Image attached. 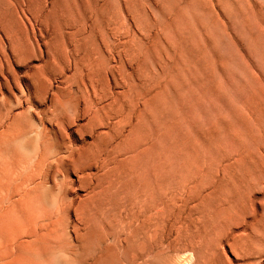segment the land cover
<instances>
[{"label": "rangeland", "instance_id": "obj_1", "mask_svg": "<svg viewBox=\"0 0 264 264\" xmlns=\"http://www.w3.org/2000/svg\"><path fill=\"white\" fill-rule=\"evenodd\" d=\"M80 1L0 0V62L23 107L7 101L9 87L5 85L0 94V119L5 121L9 111L21 110L26 119L23 132L5 141L0 150V264H156L171 254H191L194 264H264V249L257 245L264 239V164L252 167V188L246 184L228 188L217 199L219 215L211 214L209 204L198 205L213 223L207 248L198 240L195 220L187 227L190 218L183 212L132 216L122 210L119 217L96 218L88 226L74 220L80 227L76 230L68 224L71 213L74 218L71 210L64 218L62 237L39 243L21 229V222L15 234L5 231L3 212L14 204L22 210L19 202L27 197L33 209L54 213L71 197L78 201L86 195L87 188L78 183L79 173L65 172L61 166V161H68V147L56 143L61 136L65 140L61 128L73 136V129L82 125L85 130L74 136L73 146L87 144L92 149L98 132L110 126L129 128L127 122L107 118L87 124L94 104L104 105L111 98L108 91L124 89L119 80L117 88L104 87L105 94L110 93L107 98L103 90L91 96L87 49L100 46L111 64L125 66L135 78H146L143 88L150 101L144 115L151 125L157 120L161 134L152 163L188 183L185 189L200 182L193 171L199 168L203 176L212 153L219 158L227 155L229 160L240 145L254 154L250 161L264 157V108L260 113L249 108L255 91L262 97L259 106H264L262 0H107L106 10L99 14ZM104 17L107 24L101 21ZM103 41L111 48L110 55ZM90 99H95L92 106ZM125 130L123 138L131 139L134 135ZM85 164L86 159L79 161L80 166ZM88 171L100 173L102 168L93 166ZM29 176L35 178L33 187L39 176L43 182L27 196L23 192ZM66 180L74 182L68 193ZM179 188L171 193L175 207L181 208L187 191ZM224 213L229 217L222 219ZM9 218L13 223V216ZM5 238L7 259L2 257ZM247 247L258 251L245 257L242 250Z\"/></svg>", "mask_w": 264, "mask_h": 264}, {"label": "bare ground", "instance_id": "obj_2", "mask_svg": "<svg viewBox=\"0 0 264 264\" xmlns=\"http://www.w3.org/2000/svg\"><path fill=\"white\" fill-rule=\"evenodd\" d=\"M262 1L263 5L260 6V9L264 8V0ZM80 2V5H83L85 3V6L94 8L93 10L96 12V14L103 13L106 10L107 6V0H100V2H96L93 0H83ZM126 14L127 16L129 15L127 12ZM108 18L109 17H107V19ZM113 18V15L110 16V18L107 20L109 21L108 23H110ZM259 20L261 24H264V14L260 16ZM101 21L106 22L105 17L102 18ZM1 22L2 16L0 13V31H2ZM105 24H107V22ZM12 32L14 33V31ZM100 42L102 41L100 40ZM127 43L129 42L127 41ZM92 45H90L89 47H91ZM102 46H105L103 48H107L108 52L111 50L109 45H106L104 41ZM87 48L88 46L84 50H86ZM125 48L126 47L124 46V48L122 49L125 50ZM101 49L102 48L99 46L97 47V49L93 48L91 51H88V49L85 51L88 60L87 63L89 62V67H87L86 64L85 66L87 67V70L88 68H90L87 77H89V82L91 85L90 91L92 90L93 92L91 96H93L94 93L97 94V91L103 90L104 97L107 98L111 93V98L109 97L110 100L108 99L109 101L107 103L105 102L106 104L103 103L104 105L100 106L94 104L93 101H95V99H90V104L91 106L94 104V108L93 110L90 109L92 110V113L88 111L91 113V115L88 116L87 124L89 123V125H94L90 123H94L98 120H103L106 118L111 120L115 119L116 121H124L127 122L126 124L129 127L127 128L129 130V133L133 134L134 136L131 139H125V137L123 138L124 135L122 133L125 130L124 126H110V128H108V131L103 130L104 132H98L96 134V137H94L96 138V143L94 145L95 148L92 149V147L87 146V144L85 146L81 145L79 147L73 146V142L76 139L74 136L76 134L81 133L84 129L82 125L79 124V127L77 126V128L73 129V136L66 132L65 127L61 128L60 130H63L65 132V140L61 136L58 140H56L57 146L68 147V161H61V166L65 168V172L74 171L79 173L78 183L79 185L87 188L86 195L78 201H76L74 197H71L70 200H66L62 204H59L57 210L54 213L48 211L47 209L45 210V208L33 209L32 201L29 197H27L25 200H19L20 205L23 204L22 210L20 211L17 209L13 202L12 204L14 205L10 206L8 209H6V211L3 212L2 224L4 226L5 231H12V234H15L16 230L19 228V223L21 222V229L27 232L30 236H32L34 242L39 243L47 239H60L62 237L63 233L61 230H63L62 225H64V218L71 210L73 211L74 218L71 213V215L68 216V224L69 222H71L72 227L76 230H80V227L74 222V220L78 223H83L85 226H88L90 221L96 218L112 220L116 217H119L122 210H127L132 216L150 213L155 215H162L165 212L173 214H177V212H183L186 213L187 216L190 218V223L187 227H189L190 224L193 223V221L195 220V227L199 234L198 240L199 242L202 241L201 246L207 248V241L211 234L210 232L212 231L213 223L210 221V215L204 214L203 210L198 208V205L209 204V210L211 214L219 215L221 211L216 205L217 199L220 196L222 197L228 188L238 189L242 184H246L249 188H252L253 182H251L252 184L250 183L249 173L251 172L252 167L255 168L254 164H256V167L258 166V164H264V157H259L256 161H250L253 159L254 154H252L251 156L252 152L246 153L240 145L234 151L235 156L229 160L227 159V155H224L219 158L217 155H215V153H212V156L209 159L208 170L203 176L201 175V170L199 168L193 171V175L200 177V182L193 187L190 186L185 189L186 184L188 183L179 181L176 179V177H170L169 173H166L162 167H155L152 163L156 151V146L158 142L161 141V134L159 129L160 126L159 123H157V120H154L157 126L155 124L151 125L150 122H147V116L144 115L147 104L150 101V99L146 98L148 94L146 95V92L143 88L145 83L147 84L146 78L139 79L140 77L137 76L135 78L132 72H130L131 70L128 71L125 66H117L111 64L109 58L102 54ZM108 52H106V54ZM91 54L95 56H92ZM111 59H114L113 56ZM127 59L124 58V60ZM160 63H162V61H160ZM137 67H141L140 64H137ZM5 68L4 65L0 62V94H2V89L4 88V86L8 85L9 93L7 96V101H15L19 103V106L21 108L22 106L20 103V97L14 92V87L11 85L10 80L8 78L9 76L5 75ZM115 72L119 73L118 76L120 77L118 78L120 79L115 76ZM8 74H10V72ZM11 77L12 80L15 81L14 77ZM104 79L106 80V85L103 83ZM119 80L123 82L120 84H123L122 86L124 87V89L122 88V91H116L115 93H113L114 91L111 92L104 88L105 86L107 87L109 85H113V87L118 85L120 83ZM81 83L83 88L85 85L83 82ZM111 86L109 87L111 88ZM258 86H261V83ZM250 89L251 88L249 87V90ZM106 90L110 92L109 95L105 94ZM254 95V99L249 105V108L252 111L258 109V112L260 113L259 109L261 108V110H263L264 108L263 104H261V107L259 106L262 102V97L261 99L259 98L260 95L258 91H255ZM86 96L85 98L88 97ZM96 96L98 97V95ZM101 97L103 98V96ZM139 99H142V102H140ZM139 103L140 105H138ZM85 107L87 108V106H84L83 108ZM85 110L86 109H84L83 111ZM5 119V121H7V125L4 124L5 121H2L0 119V150L1 146L3 145V143H5V141H9L14 135L23 132V126L26 122L25 112L22 110L16 111L14 113L9 111ZM85 124L86 123H84V125ZM4 126L6 127L5 129ZM84 127H86V125ZM95 127L98 126L96 125ZM82 159H86V164L84 166L79 165V161ZM221 161H223V163H221ZM98 162H100L102 165H92L93 163L98 164ZM93 166H95V168H102V171L100 173L98 172L99 170L97 171L98 173L88 171ZM256 177H258V175ZM34 179L35 178L31 176L27 177L28 182L25 185L23 195H25L26 192L28 196L29 193L33 190V188H36L43 182L42 178H40L39 176L38 179H40V181L37 182L38 185L36 184L37 186L33 187V185L35 184ZM259 182L260 180L257 181L255 185ZM29 183L30 185L32 184L30 187L28 186ZM73 184L74 182L72 180L65 181V189H63L66 193H68L69 188H72ZM203 184L206 187H203ZM182 186L183 188L185 187L184 190L187 191V195L183 197V200L181 202V208H178L175 207L176 201L175 199H173L174 193L171 192L180 189L179 187ZM205 188L207 192L204 191L201 194L202 190ZM191 202H193V204L189 205ZM39 209L41 210L39 211ZM65 210L67 213L61 215V213ZM18 212L22 214L23 218L19 219L21 215H18ZM10 216H13L14 218L13 223L10 221ZM227 217H229V214L227 213H224L222 215V219ZM39 221L45 222L39 223ZM257 245L260 246V249H264V239L259 241ZM8 246L9 243L7 241V238H5L3 241V259H7L10 256V253L8 252ZM256 249L257 248L255 247H247L242 250V253L245 257H250L255 253ZM156 264H194V259L191 254H171L160 258ZM245 264L251 263L247 262Z\"/></svg>", "mask_w": 264, "mask_h": 264}]
</instances>
